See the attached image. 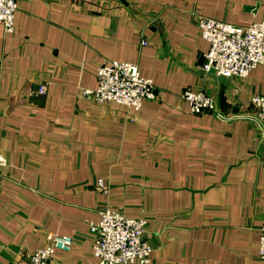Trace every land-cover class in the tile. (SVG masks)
<instances>
[{"label":"crops","instance_id":"obj_1","mask_svg":"<svg viewBox=\"0 0 264 264\" xmlns=\"http://www.w3.org/2000/svg\"><path fill=\"white\" fill-rule=\"evenodd\" d=\"M0 22V264H25L49 234L63 264H97L101 211L146 218L151 264H264V63L247 77L201 67L199 19L264 21V0H17ZM146 41V44L144 43ZM106 59L137 64L157 98L136 110L83 94ZM203 90L218 112L194 114Z\"/></svg>","mask_w":264,"mask_h":264},{"label":"built area","instance_id":"obj_2","mask_svg":"<svg viewBox=\"0 0 264 264\" xmlns=\"http://www.w3.org/2000/svg\"><path fill=\"white\" fill-rule=\"evenodd\" d=\"M17 0H0V22L6 32L15 29ZM202 36L210 48L204 54L202 71L217 77H247L258 65L264 63V21L237 25L202 16L198 21ZM146 44V41L144 42ZM98 85L85 89L83 94L98 103L114 102L139 110L145 101L157 98V86L151 78L142 76L137 64L114 59L104 60L97 72ZM194 114L218 112L214 98L203 90L190 88L181 93ZM252 108L250 118L264 123V94L249 98ZM218 117L230 119L220 112ZM9 164L0 153V183L2 170ZM146 218H131L113 208L101 211L98 222H91L90 233L97 264H151L152 246L147 236ZM49 244L28 255L25 264H63L54 258L57 250L68 252L74 238L69 235L49 234ZM259 259L264 263V226L261 230Z\"/></svg>","mask_w":264,"mask_h":264},{"label":"rangeland","instance_id":"obj_3","mask_svg":"<svg viewBox=\"0 0 264 264\" xmlns=\"http://www.w3.org/2000/svg\"><path fill=\"white\" fill-rule=\"evenodd\" d=\"M88 97V96H87ZM104 103V102H103Z\"/></svg>","mask_w":264,"mask_h":264}]
</instances>
